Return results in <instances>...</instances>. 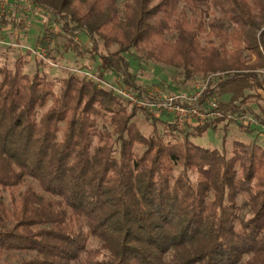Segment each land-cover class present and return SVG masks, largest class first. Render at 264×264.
Wrapping results in <instances>:
<instances>
[{
	"label": "trees",
	"instance_id": "obj_1",
	"mask_svg": "<svg viewBox=\"0 0 264 264\" xmlns=\"http://www.w3.org/2000/svg\"><path fill=\"white\" fill-rule=\"evenodd\" d=\"M23 1L70 37L53 63L83 58L84 35L137 92L135 51L183 82L209 78L204 96L223 117L177 133L70 71L55 94L46 63L24 72L29 53L0 65V264H264V147L235 141L228 157L190 140L242 116L235 102L264 103V0ZM47 31L36 46L56 35ZM259 110L254 126L233 121L264 135ZM142 123L166 131L146 135Z\"/></svg>",
	"mask_w": 264,
	"mask_h": 264
},
{
	"label": "rangeland",
	"instance_id": "obj_2",
	"mask_svg": "<svg viewBox=\"0 0 264 264\" xmlns=\"http://www.w3.org/2000/svg\"><path fill=\"white\" fill-rule=\"evenodd\" d=\"M123 1L124 0H118L120 6L122 5ZM37 9L34 6L33 11L29 15H20V18H22V20H25V24L22 25V21H20L18 26L14 29L17 31V29L20 28L24 31L23 34H20V45L23 48L18 51H20L22 55L26 56L28 48H35L36 40L39 39L38 37L43 35V30L45 28L52 30L54 26L57 25L60 31L56 32V35L54 36L52 34V40L55 48L54 51H51L49 54L50 56H52L53 54H56L58 50L62 51L64 45L69 44L68 42L70 37L67 33H64L62 31L59 23H55L52 19L49 18L47 12L38 11ZM12 15L13 14L8 15V17ZM5 31L6 30H3V34H1V36H12L11 32L4 34ZM47 34H50V32L47 31ZM78 40L80 41L78 42L79 47L81 51L84 52L83 58H80L77 55L69 52L64 54V58L62 60L59 59L57 63L52 62L56 65V67L47 64V67L40 69V73L45 74L46 77L54 83L53 91L55 94H58L61 89L60 80L66 78L69 73V69H77L78 67L76 66H90L91 73L100 77L104 81L115 80L113 74L107 71L102 61H100L95 56L94 47L91 43L87 42V38L84 35H79ZM83 46H85V48ZM4 50L8 51L10 49H4L3 47H0V65H5L10 70H13L16 57L19 56L18 52H5ZM99 51L105 53L102 46H100ZM140 57L141 55L135 51H131L128 56L131 64V72L136 78V85L141 90L157 87L167 94H170L172 91L192 92L198 85H201L204 81L203 78H197L194 81L183 82L182 76L177 75V73L173 69L162 64L141 60ZM26 60L27 65L24 68V72L32 75L36 71V60L32 55L28 57L26 56ZM255 62V58L252 57L250 60V64H255ZM259 73L264 75V69L260 70ZM228 99L229 95H225L221 97L220 100L223 103H226ZM232 106L239 108L244 112V114L242 116H233L232 120H225L224 124L219 125L216 130L209 129L201 136L190 137V140L199 147L220 151L228 157L231 156L232 144L235 141L247 144L255 142L264 147V135L261 134V130H255L252 133H247L245 131H242V129L239 128L238 125L233 121H239L241 124H243V126H250V124L254 126L256 123L254 116L261 115L259 108H264V103L251 99L249 103L245 105H241L240 102L237 101ZM132 108L133 107L131 106L129 107V109ZM141 119L142 115H139V120ZM163 121H166L169 124L172 123V119L169 117H164ZM142 124L141 131L146 135L150 134L153 131H156L158 134L163 135L166 131L161 124H158L155 127L150 123ZM186 132L187 130L182 134H185ZM178 172L179 169H176L174 175L178 174Z\"/></svg>",
	"mask_w": 264,
	"mask_h": 264
},
{
	"label": "built area",
	"instance_id": "obj_3",
	"mask_svg": "<svg viewBox=\"0 0 264 264\" xmlns=\"http://www.w3.org/2000/svg\"><path fill=\"white\" fill-rule=\"evenodd\" d=\"M34 6L36 9L38 8L33 3L23 0H0V25L3 24L2 20L5 16L10 14L27 16L33 11ZM37 10L41 11L39 8ZM21 21L22 25H24L25 20ZM59 31L60 29L57 25H55L52 30H49L50 34H55ZM23 33L24 31L22 29H17L18 36ZM44 43L45 46L43 47L35 46V48H28L27 53H29L30 56L32 55L37 61L56 67L49 58L50 52L55 49L53 40L50 37H46ZM0 47L16 50H21L23 48L20 43L11 42L1 35ZM69 71L84 76L88 80H92L99 89L115 92L123 100L128 102L131 107L146 112L151 119L159 120L164 117L171 118V124L174 125L176 132L184 133L187 126L196 124L202 125L223 117L218 109L215 97L204 96L206 88L210 83L209 78L204 79L203 83L198 85L192 92L167 94L157 87L143 90L139 89L137 92H132L127 88H122L119 85L120 81L118 79L104 81L92 73L79 71L77 69H69ZM228 119L232 120V117L229 116ZM251 125L252 124H250V126Z\"/></svg>",
	"mask_w": 264,
	"mask_h": 264
},
{
	"label": "crops",
	"instance_id": "obj_4",
	"mask_svg": "<svg viewBox=\"0 0 264 264\" xmlns=\"http://www.w3.org/2000/svg\"><path fill=\"white\" fill-rule=\"evenodd\" d=\"M7 21L5 22V23H3L2 25H0V35L1 34H3L2 32H3V30H6L5 32H4V34L5 33H8V32H11L12 33V38L11 37H6L5 36V38L7 39V40H9V41H11V42H16V43H20V35L18 36L17 35V31L16 30H14L13 28H12V25H14V23L16 22V16H14V15H12V16H9V17H7V19H6ZM17 22H18V20H17ZM13 29V30H12ZM3 36V35H2ZM4 49H6V48H4ZM5 52H18V55L19 54H21L20 53V51H18V50H16V49H10V50H8V51H6V50H4Z\"/></svg>",
	"mask_w": 264,
	"mask_h": 264
}]
</instances>
